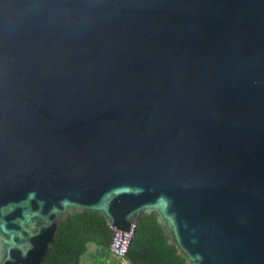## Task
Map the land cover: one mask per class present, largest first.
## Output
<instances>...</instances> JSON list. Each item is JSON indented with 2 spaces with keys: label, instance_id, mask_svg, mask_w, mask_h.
Masks as SVG:
<instances>
[{
  "label": "water",
  "instance_id": "obj_1",
  "mask_svg": "<svg viewBox=\"0 0 264 264\" xmlns=\"http://www.w3.org/2000/svg\"><path fill=\"white\" fill-rule=\"evenodd\" d=\"M84 212L264 264V0H0V264Z\"/></svg>",
  "mask_w": 264,
  "mask_h": 264
},
{
  "label": "trees",
  "instance_id": "obj_2",
  "mask_svg": "<svg viewBox=\"0 0 264 264\" xmlns=\"http://www.w3.org/2000/svg\"><path fill=\"white\" fill-rule=\"evenodd\" d=\"M113 232L95 213L75 214L62 222L52 249L43 264H84L89 244L95 246L93 264H119L110 252ZM125 258L129 264H185L174 247L166 243L156 219L147 215L137 225Z\"/></svg>",
  "mask_w": 264,
  "mask_h": 264
},
{
  "label": "rangeland",
  "instance_id": "obj_3",
  "mask_svg": "<svg viewBox=\"0 0 264 264\" xmlns=\"http://www.w3.org/2000/svg\"><path fill=\"white\" fill-rule=\"evenodd\" d=\"M93 250H94L93 244H90L88 246V251L84 256V260H83L84 264H93V261H94V259L92 257V254L94 253Z\"/></svg>",
  "mask_w": 264,
  "mask_h": 264
},
{
  "label": "built area",
  "instance_id": "obj_4",
  "mask_svg": "<svg viewBox=\"0 0 264 264\" xmlns=\"http://www.w3.org/2000/svg\"><path fill=\"white\" fill-rule=\"evenodd\" d=\"M109 249H110V246H109ZM110 252L113 253L120 260L119 264H129V261L125 258L126 254L118 253V252H116V251H114L112 249H110ZM126 253H127V251H126Z\"/></svg>",
  "mask_w": 264,
  "mask_h": 264
},
{
  "label": "crops",
  "instance_id": "obj_5",
  "mask_svg": "<svg viewBox=\"0 0 264 264\" xmlns=\"http://www.w3.org/2000/svg\"><path fill=\"white\" fill-rule=\"evenodd\" d=\"M90 245V244H89ZM93 248H94V250H95V246L93 245ZM94 250H93V252H94ZM91 257V256H90Z\"/></svg>",
  "mask_w": 264,
  "mask_h": 264
}]
</instances>
